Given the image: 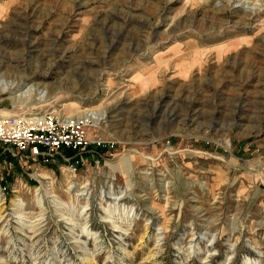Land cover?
<instances>
[{"label": "rangeland", "instance_id": "rangeland-1", "mask_svg": "<svg viewBox=\"0 0 264 264\" xmlns=\"http://www.w3.org/2000/svg\"><path fill=\"white\" fill-rule=\"evenodd\" d=\"M0 71L49 87L6 114L99 119L0 149V264H264V0H0Z\"/></svg>", "mask_w": 264, "mask_h": 264}, {"label": "built area", "instance_id": "built-area-1", "mask_svg": "<svg viewBox=\"0 0 264 264\" xmlns=\"http://www.w3.org/2000/svg\"><path fill=\"white\" fill-rule=\"evenodd\" d=\"M91 111L82 116L63 117L56 109L44 112L6 114L0 111V149L12 156L49 165L67 153L82 154L88 146V130L97 123ZM79 161L71 164L76 171ZM7 187H1L5 194Z\"/></svg>", "mask_w": 264, "mask_h": 264}, {"label": "bare ground", "instance_id": "bare-ground-1", "mask_svg": "<svg viewBox=\"0 0 264 264\" xmlns=\"http://www.w3.org/2000/svg\"><path fill=\"white\" fill-rule=\"evenodd\" d=\"M6 74H7V72H3V73L0 74V90H2L3 86H5V85H7V87H10V88L7 89V91L18 87L20 89L19 90L20 92L14 95V98L15 99H18V98L25 99V98L30 97L32 95L33 96H41V97H44L45 95L48 94V91L46 89H48L49 87L47 88L46 86H43L42 84H38V83L32 84L31 86L27 87V85L24 84V81L26 79L25 76H23V75L18 76V77L16 76L17 77L16 79H14V80H8V77L6 76ZM88 111L93 112L91 114H95V115L97 114V112H95L97 110H88V109H85V110L80 111V112L83 113V112H88ZM104 113L105 112H101L100 115H104ZM47 179H49V178H47ZM81 196H84V193H78L77 194V197H81Z\"/></svg>", "mask_w": 264, "mask_h": 264}]
</instances>
